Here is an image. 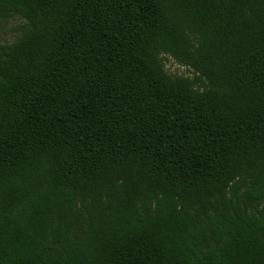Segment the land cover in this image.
<instances>
[{"label":"trees","instance_id":"1","mask_svg":"<svg viewBox=\"0 0 264 264\" xmlns=\"http://www.w3.org/2000/svg\"><path fill=\"white\" fill-rule=\"evenodd\" d=\"M11 17L0 264H264V0H0Z\"/></svg>","mask_w":264,"mask_h":264},{"label":"rangeland","instance_id":"2","mask_svg":"<svg viewBox=\"0 0 264 264\" xmlns=\"http://www.w3.org/2000/svg\"><path fill=\"white\" fill-rule=\"evenodd\" d=\"M25 21L20 17H11L0 21V44L12 42L19 34ZM163 64L170 74L192 77V73L185 66L176 62L172 57L165 55Z\"/></svg>","mask_w":264,"mask_h":264}]
</instances>
